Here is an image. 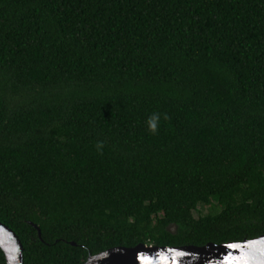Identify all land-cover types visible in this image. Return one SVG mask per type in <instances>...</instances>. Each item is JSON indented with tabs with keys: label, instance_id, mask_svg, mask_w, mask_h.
I'll list each match as a JSON object with an SVG mask.
<instances>
[{
	"label": "trees",
	"instance_id": "trees-1",
	"mask_svg": "<svg viewBox=\"0 0 264 264\" xmlns=\"http://www.w3.org/2000/svg\"><path fill=\"white\" fill-rule=\"evenodd\" d=\"M0 221L25 264L264 235V0H0Z\"/></svg>",
	"mask_w": 264,
	"mask_h": 264
},
{
	"label": "water",
	"instance_id": "water-1",
	"mask_svg": "<svg viewBox=\"0 0 264 264\" xmlns=\"http://www.w3.org/2000/svg\"><path fill=\"white\" fill-rule=\"evenodd\" d=\"M32 224L41 236L38 225ZM0 248L5 253L7 264H25L21 239L10 226L1 221ZM83 264H264V235L203 246H159L145 243L134 247L117 246L96 255L90 254Z\"/></svg>",
	"mask_w": 264,
	"mask_h": 264
},
{
	"label": "clouds",
	"instance_id": "clouds-1",
	"mask_svg": "<svg viewBox=\"0 0 264 264\" xmlns=\"http://www.w3.org/2000/svg\"><path fill=\"white\" fill-rule=\"evenodd\" d=\"M161 113L157 112V113H153L148 120L146 121L148 130L150 133H152L153 135L157 134L159 131V126H160V120H161ZM169 117L167 116V114H163V119L167 120ZM103 142L101 141H97L96 143V148L97 151L100 152L102 154V150H103Z\"/></svg>",
	"mask_w": 264,
	"mask_h": 264
},
{
	"label": "rangeland",
	"instance_id": "rangeland-1",
	"mask_svg": "<svg viewBox=\"0 0 264 264\" xmlns=\"http://www.w3.org/2000/svg\"><path fill=\"white\" fill-rule=\"evenodd\" d=\"M199 210L202 211L203 213H206L207 212V209L206 208L200 207ZM195 216L198 217L199 216V212L195 211Z\"/></svg>",
	"mask_w": 264,
	"mask_h": 264
}]
</instances>
